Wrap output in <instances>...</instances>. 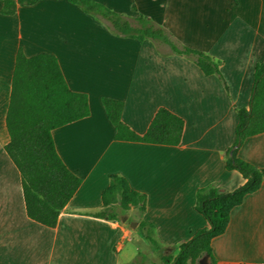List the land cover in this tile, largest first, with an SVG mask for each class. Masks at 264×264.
<instances>
[{"label":"crops","instance_id":"1","mask_svg":"<svg viewBox=\"0 0 264 264\" xmlns=\"http://www.w3.org/2000/svg\"><path fill=\"white\" fill-rule=\"evenodd\" d=\"M94 1L129 17L144 15L180 44L220 61L222 80L205 76L164 45L112 35L105 22L66 0L0 13V264H131L140 257L145 264L151 247L130 222L92 216L110 175L145 195L141 219L154 226L165 255L207 227L194 208L197 189L232 191L244 183L225 162L235 140L236 109L248 108L254 67L264 60V0ZM18 48L27 57L53 55L70 90L88 98L87 117L51 132L61 161L81 180L53 228L26 217L19 173L4 151ZM102 97L123 102L122 121L138 134L158 108L170 110L184 122L180 143L114 140ZM235 149L238 158L264 170V133ZM210 246L215 264H264V180L231 209L224 233Z\"/></svg>","mask_w":264,"mask_h":264},{"label":"trees","instance_id":"2","mask_svg":"<svg viewBox=\"0 0 264 264\" xmlns=\"http://www.w3.org/2000/svg\"><path fill=\"white\" fill-rule=\"evenodd\" d=\"M37 1L0 0V13L10 16L18 6L32 5ZM66 1L105 22L112 35L135 39L139 43L151 40L164 45L172 55L192 61L205 76L216 75L222 80L220 61L180 44L166 29L146 16L129 17L94 0ZM101 103L114 128V140L171 146L181 141L184 122L164 107L156 110L145 132L138 134L122 121V101L102 97ZM88 114L87 96L70 90L53 55L39 53L27 57L20 48L17 49L4 120L9 138L4 151L19 173L26 217L44 227L56 225L60 211L81 182L61 161L51 132ZM236 114L235 140L229 149L225 169L237 171L244 183L232 191H222L215 186L197 189L194 208L207 222V227L178 244L174 255L162 252L153 237L154 226L141 219L145 195L132 190L123 177L109 176L108 186L101 192V208L92 216L119 222L127 212L135 211L138 216L136 231L150 245L161 264H215L211 240L224 233L231 209L239 206L247 195L256 192L264 180V170L238 158L234 148L246 138L264 133V60L254 67L248 108L236 109ZM142 261L143 257H140L131 264H142Z\"/></svg>","mask_w":264,"mask_h":264},{"label":"rangeland","instance_id":"3","mask_svg":"<svg viewBox=\"0 0 264 264\" xmlns=\"http://www.w3.org/2000/svg\"><path fill=\"white\" fill-rule=\"evenodd\" d=\"M155 23H156V22H155ZM201 23H202V24H201ZM201 23H199V24H200V26L202 27V26H203V23H205L203 17H202V19H201ZM156 24H157V23H156ZM159 26H161V25H159ZM161 27H162V26H161ZM163 28H164V27H163ZM184 46H185V45H184ZM126 215L128 216L127 221L124 222V224H126V225H128L129 220H133V221H135V220H137V218H138L137 213H136L135 211H129V212L126 213ZM143 243H145V245H147L146 242H143ZM139 246H141L140 242H139ZM146 253H147V260H146L145 264H148V263H151V262H153V263H155V264H161V261L159 260L158 256H157L156 254H154V253L152 252V250H151L149 247H148Z\"/></svg>","mask_w":264,"mask_h":264},{"label":"water","instance_id":"4","mask_svg":"<svg viewBox=\"0 0 264 264\" xmlns=\"http://www.w3.org/2000/svg\"><path fill=\"white\" fill-rule=\"evenodd\" d=\"M235 147H236V146H235ZM235 147H234V148H235ZM127 219H128V216H127V215H124V216L121 218L120 221H121L122 223H124V222L127 221ZM136 226H137V224H136L135 222H130V223H129V227L132 228V229H135Z\"/></svg>","mask_w":264,"mask_h":264}]
</instances>
